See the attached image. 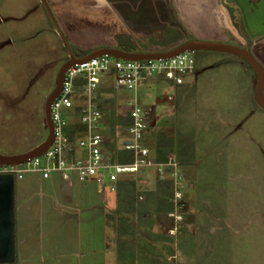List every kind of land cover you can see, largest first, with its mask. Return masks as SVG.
<instances>
[{
    "label": "rangeland",
    "instance_id": "374dc122",
    "mask_svg": "<svg viewBox=\"0 0 264 264\" xmlns=\"http://www.w3.org/2000/svg\"><path fill=\"white\" fill-rule=\"evenodd\" d=\"M232 1L239 5L242 33L253 42L248 43L253 47L250 52L263 62L257 49L264 44V0ZM46 2L74 55L123 44L131 45L132 51L164 50L187 39L192 27L217 29L210 19L214 16V24L221 23L218 10L222 6L230 19L238 20L224 0ZM193 56L199 69L176 79L157 78L129 89L112 86L113 79L108 76L97 89L100 97L96 101L101 105L104 101L108 108L105 126L118 124V117L126 118V101L136 97L148 111L144 142L152 147L160 143V151L178 161L183 179V214L170 235L168 229L174 219L169 221L160 214L163 211L149 206L147 201L154 196L143 192L137 180L139 174L149 176L155 169L140 166L134 179L119 175L124 187L131 179L136 190L132 204L118 201L108 211L115 233L105 250L110 264H164L156 256L161 250L152 248L154 243L158 247L164 242L173 250L170 264H264V108L254 99L250 80L253 69L227 52L194 50ZM67 57L41 0H0V152H16L36 140L37 134L40 138L46 135V125L38 127L37 110H41ZM115 127L119 146L125 131L121 125ZM105 133L109 135L107 130ZM36 174L26 172L15 179L16 194L30 181L47 196L52 195V187L45 189V180ZM77 184L90 192L93 204L79 207L65 228L61 222L47 228L43 236L47 257H38V247H33L37 238L20 241L16 233L14 261L0 264H79L78 256L57 257L56 251L63 249L80 252L82 258L86 255L84 260L89 264H102V201L96 192L97 182L85 180L73 185ZM62 187L67 184L55 185L54 189ZM103 190L112 198L108 186ZM114 192L118 197L119 189ZM34 203L27 211L19 202L17 220L32 214V220L40 222L34 224L35 231L41 221L49 223L51 217L49 208L41 209ZM141 229L147 234L138 232ZM88 234L90 240L85 239ZM147 239L150 252L145 250L149 246L144 247ZM89 246L94 249L91 254L86 252Z\"/></svg>",
    "mask_w": 264,
    "mask_h": 264
},
{
    "label": "built area",
    "instance_id": "2783aa9c",
    "mask_svg": "<svg viewBox=\"0 0 264 264\" xmlns=\"http://www.w3.org/2000/svg\"><path fill=\"white\" fill-rule=\"evenodd\" d=\"M193 51H184L166 58L128 59L108 54L93 56L67 67L61 89L50 105L53 139L38 156L18 164H0V172H11L14 180L24 173H37L43 179L58 175L65 181L95 180L99 191L103 187L115 190L118 176L136 171L140 166L153 167L160 180L172 181L171 216L175 223L168 229L173 234L181 219L183 179L179 163L173 156L155 161L144 142L149 126L148 111L136 97L126 101L130 118L119 146L133 152L131 163L112 160L106 152L109 135L96 92L105 78L111 76L112 86L134 89L140 83L156 78L173 80L194 68ZM118 140V139H117ZM117 143V141H116ZM141 198V196H139Z\"/></svg>",
    "mask_w": 264,
    "mask_h": 264
},
{
    "label": "crops",
    "instance_id": "0c3cea01",
    "mask_svg": "<svg viewBox=\"0 0 264 264\" xmlns=\"http://www.w3.org/2000/svg\"><path fill=\"white\" fill-rule=\"evenodd\" d=\"M216 1H218V0H216ZM224 2H229L228 4H235L237 7L239 6L238 3H236L232 0H229V1L224 0ZM222 7H220V9L218 10V8H219V6H218L217 10L222 15L221 18L218 19V21L223 23V26H224L223 28H220L221 23H217L218 25L216 23L214 24L215 18L213 16V17H211L210 20H211V23L214 25V27H216L217 29L201 31V30H197L196 28L194 29V27H192L193 30H190L192 33L189 32L191 35L186 36L187 39L196 38V39L216 40V41L217 40L218 41L231 40L235 44H237L241 47H247L249 50H250V48L253 49V47L248 44L250 42V44L252 45L253 44L252 40L246 34H243L242 30L240 29V25H239V24H241L240 13L239 12L237 13L238 20H236L234 17H232V19H230L229 14L226 13V8L224 6H222ZM206 18H208V17H206ZM189 24H192V23H189ZM187 39H185V40H187ZM185 40H183V41H185ZM260 48L261 49H259V50L257 49V52L259 55L258 57L263 62H259V63L261 64V66L264 69V44H262ZM196 69H199V64H197V62L195 60V65H194L193 70L197 71ZM253 74L254 75L250 78L251 84L252 83L254 84V82H255V73H253ZM46 93L44 94V96L46 95ZM39 113H40V117H39L38 127L40 129V127L43 124L45 125L44 116H43V106H41L40 111H39V109L37 110L38 115H39ZM35 137L37 139L34 140L32 143H30L26 146H21L20 148H18V150L16 152L8 153V154H15V153L27 151V150L35 147L36 145H38L44 139L45 136L40 138V136L37 134ZM146 145H148L150 148L151 158L153 160H155L154 147H152L148 143H146ZM0 153H3V152H0ZM3 154H6V153H3ZM146 167H149V166H146ZM152 170H153V168H152ZM136 171L129 172L125 175H126V177L128 176V178L130 177V178L134 179L137 176V174H135ZM36 175H37L38 179L41 178L38 174H36ZM55 175H53L50 179L41 178V179L45 180V182H46V184L44 185L45 189H48L47 186H49V185L52 187V195L47 196L45 194V192L41 191L40 186H37L30 181L27 182V185L22 190L19 189V194H18V192L16 194V190H15V234L18 233L20 235L18 237V239L20 238V241H22V240L26 241L28 238L33 237V236L35 238H37L38 243L33 245V247H36V246L38 247V250H39L38 257H40V258H43V256L45 258L47 257L46 254H44L45 248L43 245V242H44L43 236L46 234L47 228L49 226H52L53 224L59 223V222H61V226H64V228H65L66 225L71 223V219H72L73 215L75 216V213H77L79 211V207H81L83 205H86L88 207V206L93 204L92 199H91V195L89 194L90 192H87L84 188H82L81 187L82 184H77L75 186L73 185L74 183H77L79 181L72 180V181L68 182V181L62 180L58 175H57L58 177H56ZM156 178H157V173L155 170H153L149 176L146 174H144V175L139 174V178L137 180L140 183L139 185H142L143 192L147 193V192H154L155 191V187L157 186L158 180H159V179L157 180ZM119 179L120 178L118 176L117 182L115 183L116 188L118 187L117 186L118 182L120 183ZM65 183L67 184V187H62V189H60L58 191H56V189H54L55 185L65 184ZM104 187H106V186H104ZM104 187H103V189H104ZM45 189H44V191H45ZM172 190H173V187H172ZM112 191H113L112 198H110V197L108 198L106 191L104 190V193L103 192L101 193L99 191L98 184H96V192L99 194V200L102 201V264H107V263L110 264L109 261L107 262V259L105 257V253H106L105 250L108 246H110L108 244V241L113 240L114 239L113 235L115 234V233H113V230L110 228L111 225L108 221V211L114 209L116 207L117 202H118L117 194L114 192V190H112ZM145 193H143V194H145ZM35 200H36L37 204L34 203ZM19 202H20L21 206L23 208H25V210H27V211L28 210L30 211V209H32L33 203L35 205H39L41 209L49 208L50 209V213H49L50 216L49 217H51V220H49V223H48V221L47 222L41 221V224L39 225V227L36 228L34 231V228H33L35 226L34 224H37L40 222L36 221V220H32V214H28L27 216L23 217V220L20 222L17 220L18 209H19L18 203ZM148 203H149V206L152 209L154 208L157 212L163 211L160 214L165 215L166 219H168L169 221H172V217L169 216L168 213H169V211H172L173 205H170V207H169V203H170L169 201L165 202V203H163V202L159 203V202H156V200H149ZM167 206L169 208H167ZM171 206H172V208H171ZM164 210H165V212H164ZM29 219H31L32 221H30ZM172 226H170V227H172ZM170 235H173V234H170ZM85 239L90 240V235L86 236ZM152 240H153V242L155 241L154 238ZM163 244H161V245H163ZM86 250H87L86 252L91 254L94 249H93V247L89 246L88 248H86ZM56 254H57L56 256L60 257V258H64V257L67 258L70 256H78L77 258H79V259L77 262L79 264H81V263L82 264H89L84 260V257H86V255L82 258L83 254L80 255V252L78 254L75 250L74 251H66L63 249L60 251H56ZM170 255H171L170 252L163 251L162 254L159 253L156 256L157 257L160 256L161 261H163L164 264H165V262L167 264H170V262H169ZM88 256L90 257V255H88ZM103 257H105V259Z\"/></svg>",
    "mask_w": 264,
    "mask_h": 264
},
{
    "label": "water",
    "instance_id": "95a60500",
    "mask_svg": "<svg viewBox=\"0 0 264 264\" xmlns=\"http://www.w3.org/2000/svg\"><path fill=\"white\" fill-rule=\"evenodd\" d=\"M53 22L55 30L66 48L68 57L65 59L56 74L55 82L51 90L45 97L43 103V116L47 133L44 139L35 147L20 153L3 154L0 153V164H18L40 155L50 144L53 139V126L50 117V105L53 99L58 95L63 74L67 67L79 61L86 60L93 56L108 54L128 59L144 58H166L184 51L194 50H214L233 54L244 60L255 73V82L253 95L256 103L264 108V96L262 87L264 83V69L261 64L252 55L247 47H241L224 41L205 40L189 38L177 45L164 50L154 51H127L112 46H100L88 50L87 52L74 55L70 49L62 31L60 30L52 11L46 0H41ZM15 259V189L14 177L11 172H0V263L13 262Z\"/></svg>",
    "mask_w": 264,
    "mask_h": 264
},
{
    "label": "trees",
    "instance_id": "16d2710c",
    "mask_svg": "<svg viewBox=\"0 0 264 264\" xmlns=\"http://www.w3.org/2000/svg\"><path fill=\"white\" fill-rule=\"evenodd\" d=\"M120 46H121V47H119L120 49L127 50V51H132L131 45L123 44V45H120ZM194 64H195V62H194ZM158 79H163V78H158ZM164 80H166V79H164ZM96 97L98 99L100 97V93H98V90L96 92ZM103 103H104V101H102V105L99 104V107H100V109L103 112V119L106 122V118L104 116V112L108 111L107 110L108 108H106L103 105ZM118 118L117 119H118L119 122H117L118 124H116V125H121L124 128V131H125V128L130 123V118L128 117V115H126V118L125 117H118ZM115 126L114 125L111 126L109 124L106 126L107 132L109 134V142L107 143L106 152L109 154V157L112 160H115V161H117L119 163H131L133 161V152L131 150H129V149H124V148H122L120 146H116V141L117 140L115 141V139L119 135L117 134V130H116ZM159 145H160V143H159ZM159 145H156L154 147L155 160L156 161H164L165 159H167L168 156H170V154H167L165 152L160 151ZM164 145L167 146L166 144H164ZM123 183H124L123 181H122V184H121V181H120V183L118 182L117 189H119V192H120V194L118 196V201L119 202H124V204L130 205V204L133 203V193L136 190L135 189V184H134V181L130 179V180L127 181V188H126V187L123 186ZM148 194L149 195L152 194L155 198L153 197V199H148L147 202H149V200H156V202H159V203H162V202L165 203V202L169 201L170 202L169 203V207H170V205H173L172 201H171L172 181L169 180V179H164V180H160L159 179L158 180V184L155 187V191L154 192H147V195ZM147 202H146V204H147ZM169 207L167 206V208H169ZM171 208H172V206H171ZM124 209H128V207L126 206V207H124ZM153 210H155V209L153 208ZM138 232H142V234L143 233L147 234L146 231H144L143 229L139 230ZM152 242H153V240H152ZM144 244H145L144 247L149 246L146 249L148 251L151 250L152 248L154 250H156V251L157 250H161V251H157V254H159V253L162 254L163 251L170 252V253H172V251H173L172 248L169 245L163 244V245L157 247V245L155 243H154V246H152V248L150 249V244L151 243L148 241V239H147V243H144ZM165 264H167V263H165Z\"/></svg>",
    "mask_w": 264,
    "mask_h": 264
},
{
    "label": "flooded vegetation",
    "instance_id": "af4514ba",
    "mask_svg": "<svg viewBox=\"0 0 264 264\" xmlns=\"http://www.w3.org/2000/svg\"><path fill=\"white\" fill-rule=\"evenodd\" d=\"M228 7L232 10L233 13H238V7L235 4H228ZM240 25V24H239Z\"/></svg>",
    "mask_w": 264,
    "mask_h": 264
}]
</instances>
